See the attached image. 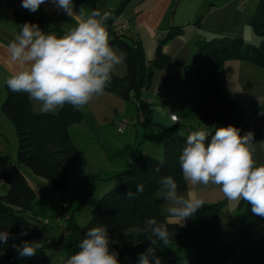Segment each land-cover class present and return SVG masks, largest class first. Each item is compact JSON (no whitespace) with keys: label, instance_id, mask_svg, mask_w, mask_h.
I'll list each match as a JSON object with an SVG mask.
<instances>
[{"label":"trees","instance_id":"obj_1","mask_svg":"<svg viewBox=\"0 0 264 264\" xmlns=\"http://www.w3.org/2000/svg\"><path fill=\"white\" fill-rule=\"evenodd\" d=\"M84 3L96 10L99 0H73ZM130 0H120L109 11L106 27L110 43L127 53L126 73L116 76L106 91L114 92L122 98L133 99L138 108L144 107L141 95L152 80L157 69L170 62V56L162 51V44L175 34L180 27H171L159 38L154 56L147 60L138 41L115 32L111 21L120 15ZM214 2L211 1L210 5ZM22 21L37 24L45 32H53L48 20L42 16L18 13ZM198 17L195 25L200 23ZM253 31L262 39L259 44H249L240 37H213L196 42V50L191 60L185 64L184 71L193 72L197 80L194 112L200 124L209 125L214 134L215 129L234 125L241 129L244 117L239 113L235 103L226 96L217 84V78L223 71L226 60H243L264 68V0H258L250 21ZM59 36V35H58ZM6 95L0 103V109L11 121L17 135L16 161L27 166L35 175L50 182L53 189L63 192L67 183V173L71 166L84 159L83 152L75 145L68 133V127L81 120V112L66 104L56 114L34 113L27 94L15 93L7 88ZM187 135L176 134L163 138V155L157 159L147 154H140L114 177L123 180L117 187L104 192L96 201L90 213V219L84 226L77 225L71 216L68 218L69 235L65 238L66 250L62 264L71 255L79 251L78 245L85 238L89 228L105 225L110 236V247L118 252L120 264H137L138 254L149 247L148 234L138 231L145 227L149 218L166 223L172 237L167 245L157 244L156 255L167 258L161 264H220L223 257L235 254L243 264H264V237H252L251 231L264 222V217L253 215L251 205L240 201L241 209L238 235L233 244L219 247V215L224 202L203 205L193 215L189 224L167 222L160 211L156 194L160 187V177L172 175L179 183L181 192L187 189L183 181L178 157ZM210 141V137H209ZM160 172L156 173L155 168ZM0 177L7 186L5 194L0 195V231L7 230L10 238L0 244V264H48L45 250L40 248L32 257H19L13 244L22 241H43L48 239L36 224L34 201L36 194L16 164L9 161L7 155H0ZM97 173L90 180L99 179ZM143 184L144 190L129 199V190L136 192L137 185ZM26 232L27 235H21ZM194 247L202 251L196 261H183L176 258L178 248Z\"/></svg>","mask_w":264,"mask_h":264},{"label":"crops","instance_id":"obj_2","mask_svg":"<svg viewBox=\"0 0 264 264\" xmlns=\"http://www.w3.org/2000/svg\"><path fill=\"white\" fill-rule=\"evenodd\" d=\"M119 1L99 0L96 10L108 14ZM211 1L214 2L212 5ZM257 1L130 0L124 12L132 17L131 28L124 33L139 42L148 61L153 58L160 37L171 27H180L181 31L162 44V51L170 56V62L163 68L155 70L149 87L145 90L152 98L151 103L138 108L133 99L126 100L114 92L105 90L103 95L94 97L88 105L79 109L81 120L70 125L68 133L83 152L84 159L70 167L69 176H76L78 180L85 181L86 184L90 182L93 186H96V183L103 184L102 188L98 187L101 189L98 191H106L120 182V178L114 175L125 170L138 155L147 154L161 159L163 138L176 134L188 135L199 129L209 132L212 127L200 124L193 108L197 90L196 76L193 72L184 71L183 68L193 57L196 42L200 39L240 37L249 44H259L262 38L253 31L250 24ZM21 2L22 0H0V97L2 90L5 89L6 79L19 67L7 60V44L14 39L21 25L31 23L20 20L18 13L45 17L53 32L63 35L75 26L77 20L83 18L81 8L84 16L93 11L87 4L73 1L75 16L72 18L57 9L51 0H47L34 13L22 8ZM198 17H201L200 23L196 26L195 21ZM217 84L235 103L243 117L257 112L264 115L263 67L243 60H226L223 71L217 78ZM158 89L160 92L157 93ZM30 106L34 113H38L32 102ZM171 114L176 115V121L171 119ZM121 117L127 120L128 126L123 132H118L115 121ZM11 124L0 109V145H3L0 146V155L8 157L11 156L6 152L7 148L4 145L12 130ZM254 147L255 161L257 164H264L263 142L254 139ZM18 168L20 169V165ZM20 171L22 172L21 169ZM97 173L101 178L90 180ZM23 175L28 181L26 173ZM28 183L30 184L29 181ZM6 190L5 184L0 189V195L5 194ZM93 191L95 190L89 189L88 193L91 195ZM189 191H196L205 201L204 205L224 202L225 205L219 215L221 233L218 245L223 248L233 244L238 235L241 215L239 202L226 200L215 186L194 189L187 185V189L181 193L186 195ZM156 199L166 221L176 223L168 216L167 202L161 198L159 191ZM34 215L36 217L38 215L36 210ZM192 221L193 216L181 224H189ZM251 236L264 237V222L251 231ZM47 260L49 264L48 255ZM212 264L219 263L214 261Z\"/></svg>","mask_w":264,"mask_h":264},{"label":"clouds","instance_id":"obj_3","mask_svg":"<svg viewBox=\"0 0 264 264\" xmlns=\"http://www.w3.org/2000/svg\"><path fill=\"white\" fill-rule=\"evenodd\" d=\"M47 0H22L21 7L36 12ZM68 17H74L73 0H51ZM77 20L63 35L43 31L37 24L24 23L6 48L7 60L19 66L5 81L15 93L27 94L40 114H56L66 104L80 109L96 96L103 95L116 76H122L127 53L110 43L106 27L107 13L93 10ZM210 137V141H209ZM178 157L185 184L194 189L215 186L230 202L246 201L253 215L264 217V164L254 159V132L241 135L234 125L219 127L214 134L204 129L190 132ZM159 173L160 168H155ZM159 192L167 202V214L177 224L192 217L205 201L196 191L182 194L172 175L160 177ZM144 190L128 191L129 199ZM138 231L147 233L149 247L138 254L137 264H161L156 255L158 242L167 245L172 233L166 223L149 218ZM21 235H27L22 232ZM10 233L0 231V244L7 243ZM105 225L88 229L75 254L64 264H120L118 252L110 247ZM43 241L13 244L19 257H32Z\"/></svg>","mask_w":264,"mask_h":264},{"label":"rangeland","instance_id":"obj_4","mask_svg":"<svg viewBox=\"0 0 264 264\" xmlns=\"http://www.w3.org/2000/svg\"><path fill=\"white\" fill-rule=\"evenodd\" d=\"M1 93L0 103L6 95V89H3ZM4 147L7 148L6 152H9L8 154L11 156L9 157V161L16 164L17 167L20 165V169L24 172L22 174L26 173L28 181L31 184L29 185L35 191L36 199L34 201V210L38 214L36 224L48 239L44 242L43 249L49 257V264H62L66 243L60 235V229L57 227L56 219L62 218L60 221L65 223V228L69 231L70 229L67 224L69 216L72 217L77 225H86L90 219L91 210L98 198L104 192L117 187L123 180H120L114 187L106 189V191H98L101 190L99 188H102L103 184L96 183V186H93L90 182L86 184L85 181L78 180L76 176L70 177V173H67V183L64 191L57 192L53 189L49 181L35 175L27 166L19 164L16 161L17 135L13 125ZM89 189L95 190L93 194L90 195L88 193ZM44 219H47L48 223L44 222ZM201 254L202 251L194 247L178 248L175 252L176 258H180L183 261H196ZM160 259L161 263L167 262V258L160 257Z\"/></svg>","mask_w":264,"mask_h":264},{"label":"built area","instance_id":"obj_5","mask_svg":"<svg viewBox=\"0 0 264 264\" xmlns=\"http://www.w3.org/2000/svg\"><path fill=\"white\" fill-rule=\"evenodd\" d=\"M244 1V0H240ZM132 17L126 12H122L116 18H114L110 26L115 32H125L131 28ZM156 92H160L159 89ZM141 98L145 104L152 102L151 96L147 95L146 91H143ZM171 119L173 121L177 120L175 114H171ZM245 127L242 130V133L245 134L248 131L254 132V139H259L264 144V115L260 112L251 113L244 117ZM128 126V122L124 117H121L115 121V127L118 132H123ZM241 133V134H242ZM5 185V182L0 177V189ZM65 215V214H64ZM62 219V218H60ZM60 219H56L57 227L60 229V235L65 240L66 236L69 234V230L65 228V223L61 222ZM48 222V220H44ZM220 264H243L235 254H229L223 257L220 261Z\"/></svg>","mask_w":264,"mask_h":264}]
</instances>
